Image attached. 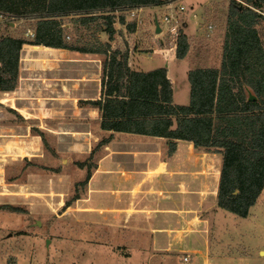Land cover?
<instances>
[{"label":"crops","instance_id":"crops-1","mask_svg":"<svg viewBox=\"0 0 264 264\" xmlns=\"http://www.w3.org/2000/svg\"><path fill=\"white\" fill-rule=\"evenodd\" d=\"M145 8L150 7L141 9ZM118 25L129 31L115 20L113 38L100 30L99 40L113 46L115 35L120 37ZM134 31L135 27L127 33L132 36ZM41 46L32 58H23L21 49L16 87L0 90V150L27 151L18 140L28 138L31 128H39L48 135H71V148H88L89 156L94 153L93 163L79 164L82 172L88 166V197L80 194L75 198L78 207L82 205L78 212L111 218L102 228L119 231L121 248L128 250L114 252L111 242L95 243L98 250L89 254L96 256L93 262L90 258L91 264H103L111 254L119 264H181V257H188V264H230L221 254L224 244L220 240L215 244L211 238L218 210H224L217 205L221 154L201 152L186 140L102 128L101 110L92 103L101 97L102 60L95 68L81 62H100L103 53L80 46ZM125 51L131 69L163 67L173 86L169 63L178 58L161 57L163 63L157 61L159 64L145 70L140 56L134 57L131 49ZM83 67L88 71H81ZM172 99L176 104L174 90ZM186 99L189 102V94ZM17 116L25 121L22 131H16L11 122ZM62 119L82 123L83 128H60ZM53 121L58 122L56 126ZM252 215L236 216L252 222ZM128 233H136V239H122ZM236 235L238 230L231 232V241Z\"/></svg>","mask_w":264,"mask_h":264},{"label":"rangeland","instance_id":"rangeland-1","mask_svg":"<svg viewBox=\"0 0 264 264\" xmlns=\"http://www.w3.org/2000/svg\"><path fill=\"white\" fill-rule=\"evenodd\" d=\"M170 1L171 8L162 4L149 9L116 12L117 16L122 14L125 17L126 23L135 24V33L129 35L127 32L130 30L124 31L125 27L119 24L123 27L118 25L117 34L120 37L115 35L117 41L113 46L110 45L111 49L121 51L131 49L134 57H141L140 65L145 70L159 62L163 63L164 58H174L176 44L165 33V26L159 20L164 13L183 5L185 10L178 14L182 23L179 29L187 36L188 50L183 58L172 64L170 62L169 68L173 79L174 100L178 105H185L188 103L186 74L189 70L197 67L217 68L220 65L227 17L236 16L244 24H251V17L232 11L229 0ZM258 14L260 17L255 25L259 27L264 40V10L258 9ZM72 17L63 16L60 19L65 24L63 39L68 45L95 48L106 43L99 40L102 34L96 23L81 26L75 24V18ZM155 19L160 27L159 32H156ZM14 22L16 25L0 21V36L25 39L22 57L32 58L37 53L35 51L43 49L42 46L29 43L31 37L25 35L27 29L34 31L36 19L21 18ZM208 25L212 26L211 31H208ZM124 36L130 40H125ZM100 55V62H81V65L95 68V64L101 63L105 57ZM81 71L88 70L83 67ZM235 92L239 99L244 98V93L239 88L236 87ZM226 110L224 102L217 99L213 115ZM11 122L16 125V131H22L25 125V121L18 116L11 119ZM57 123L53 121L52 126ZM59 123L60 128H83L82 123L73 120L62 119ZM38 129L31 128L28 138L18 140L17 144H25L21 146L26 147L27 151L0 150V264H91L96 256L89 257V254L98 250L93 246L104 242H111V250L114 252L123 251L120 245L121 233L102 228L105 223H111V218L78 212L82 205L78 207L76 196L82 194L88 197L85 183L88 166H84L82 172L79 164L93 163L94 153L89 156L88 148H71V135L57 134L58 132L48 135ZM200 151L207 150L200 148ZM250 212L254 214L252 222L229 211L218 210L211 238L215 244L219 240L224 244L221 254L227 257L226 261L230 264H264V189L248 214ZM254 218L256 224H253ZM235 230L239 231V235L235 236L236 240L231 241V232ZM122 239L135 240L136 233H128ZM104 260L101 261L103 264H119V260L112 254ZM178 261L188 264L189 258L184 260L181 257Z\"/></svg>","mask_w":264,"mask_h":264},{"label":"trees","instance_id":"trees-1","mask_svg":"<svg viewBox=\"0 0 264 264\" xmlns=\"http://www.w3.org/2000/svg\"><path fill=\"white\" fill-rule=\"evenodd\" d=\"M168 1L0 0V13L14 19H36L31 44L73 48L77 46H70L63 39L65 24L60 20L63 16H73L75 24L81 26L96 23L111 40L115 20L129 30L135 26L116 12L159 6ZM229 7L236 14L250 15L251 24H244L236 16L227 17L220 65L189 70L186 105L173 103L165 68L131 69L127 51L111 49L108 42L94 49L80 48L105 56L101 97L92 101L101 110V127L186 140L194 148L220 153L217 205L246 217L264 189V40L255 25L260 17L258 9L264 10V0H229ZM25 43L22 38L0 36V90L11 91L16 87L20 50ZM187 50V36L180 31L175 57L183 58ZM236 87L244 98L239 99ZM250 95L254 99H249ZM217 99L224 102L227 110L214 116Z\"/></svg>","mask_w":264,"mask_h":264},{"label":"built area","instance_id":"built-area-1","mask_svg":"<svg viewBox=\"0 0 264 264\" xmlns=\"http://www.w3.org/2000/svg\"><path fill=\"white\" fill-rule=\"evenodd\" d=\"M162 6H165L166 8H171L172 6V1L167 2L166 5L163 4ZM141 9V8H140ZM136 10V9H133ZM185 10V7L183 5H179L178 9H175L174 11H170L167 13H164L159 22L165 26V33L172 39V42L174 43V45L177 43V37L179 36L180 30L179 28H181V20L179 19V12ZM131 11V10H130ZM133 13V12H132ZM14 17L8 15V14H3L0 13V21H4L5 23L10 24V25H14ZM16 25V24H15ZM208 31L212 30V26L208 25L207 26ZM25 35L28 37H31V39L34 37V31L31 29H27L25 31ZM187 257H184V260H186Z\"/></svg>","mask_w":264,"mask_h":264},{"label":"water","instance_id":"water-1","mask_svg":"<svg viewBox=\"0 0 264 264\" xmlns=\"http://www.w3.org/2000/svg\"><path fill=\"white\" fill-rule=\"evenodd\" d=\"M154 23H155V27H156V32H159L160 31V27H159L158 21L156 19L154 20ZM37 47H39V46H37ZM249 99H251V100L254 99V96L250 95Z\"/></svg>","mask_w":264,"mask_h":264}]
</instances>
